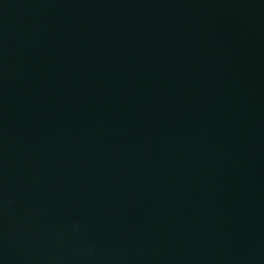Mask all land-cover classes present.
I'll return each mask as SVG.
<instances>
[{"label": "water", "instance_id": "1", "mask_svg": "<svg viewBox=\"0 0 264 264\" xmlns=\"http://www.w3.org/2000/svg\"><path fill=\"white\" fill-rule=\"evenodd\" d=\"M0 264H264V0H0Z\"/></svg>", "mask_w": 264, "mask_h": 264}]
</instances>
